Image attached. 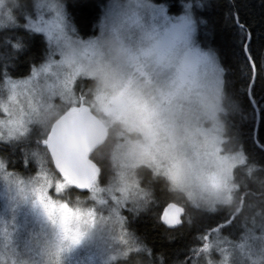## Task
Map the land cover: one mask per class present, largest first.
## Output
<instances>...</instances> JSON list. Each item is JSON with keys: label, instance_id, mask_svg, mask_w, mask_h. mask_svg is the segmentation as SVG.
<instances>
[{"label": "snow or ice", "instance_id": "6c2138e0", "mask_svg": "<svg viewBox=\"0 0 264 264\" xmlns=\"http://www.w3.org/2000/svg\"><path fill=\"white\" fill-rule=\"evenodd\" d=\"M35 8L38 12L47 9L48 15L55 14L56 17L52 23L46 18L37 20L29 16L22 25L30 35H46L49 47L42 58L44 63L30 68V75L24 79L13 78L7 71V63H0V86L4 89L0 93V149L10 150L0 158V179L6 182L10 191L20 192L22 187L33 190L31 204L41 210L43 223L38 234L28 236L24 247L13 244L14 223L0 226V264H20L21 258L28 255L33 257L32 264H40L45 258L48 264H64L65 256L85 240H95L101 246L105 230L108 238L118 245L124 264L129 261L138 264L141 255L151 256L152 253L126 232L123 210L137 213L146 205L154 206L157 223L166 230H173L186 222V209L171 195L162 199L149 191L156 183L154 179L149 184L141 180L139 187L134 183L123 184L119 189L121 195H112L113 203L108 205L107 216L98 215L96 207L83 208L79 200L73 203L63 199L65 193H73L104 206V190L91 182L92 176L97 174L91 163L92 155L109 144L110 139L114 157L124 148L119 139L112 136L111 116H98L93 111L89 93L78 77L96 74L105 58V37L111 39L127 64L125 70L113 72L119 102L137 109L153 136L162 133L171 136L175 124L170 114L182 109L181 99L204 88L219 92L224 83L223 69L214 56L190 45V16L179 17L175 23H170L164 9L150 0H128L126 5L111 6L99 22V36L94 34V39L87 40L81 39L75 28L66 30L61 0H36ZM145 11L152 14L153 22L145 21ZM157 16H163L167 26L155 23ZM234 23L242 35L241 76L245 82L241 91L247 95L257 83L264 89V61L257 66L251 57L250 33L240 23L238 14ZM96 27L93 25L94 30ZM53 30L57 33L54 45ZM5 42L14 51L23 48L19 37ZM57 97L60 103H57ZM250 115L255 121L258 115L255 108ZM119 135L122 136L123 131ZM229 139L230 147L224 145L220 135L213 136L204 145L191 144L190 158L173 151V163L167 172L177 187H185V176L202 180L209 169L212 170L210 202L221 200L231 205L232 197L228 193L235 187L233 179L246 174L249 181L243 183L237 195V206L219 212V219L199 234L201 243L191 249L183 264H200L203 257L213 259L217 253L228 260L237 256L240 264H264V221L257 225L255 217L246 215V209L255 206L252 199L256 195L254 183L259 184L262 190L259 194L264 195V164L260 165L257 177L256 162L238 135ZM253 143L264 152V143L255 137ZM22 144H34L37 151H43L47 156L49 165L42 176L29 175L25 181L15 171H9L15 166L16 159L33 167L28 151L22 150L19 157L14 155ZM34 155L36 152L32 153ZM69 177L77 183H67ZM83 183H89V187L81 188ZM57 185H63L60 191H56ZM45 186L50 199L40 194ZM53 192H56L55 197H52ZM22 198L27 201V196ZM129 200L133 201L132 208L126 207ZM161 207L162 212L159 211ZM229 228L241 230L239 243L224 235Z\"/></svg>", "mask_w": 264, "mask_h": 264}, {"label": "trees", "instance_id": "16d2710c", "mask_svg": "<svg viewBox=\"0 0 264 264\" xmlns=\"http://www.w3.org/2000/svg\"><path fill=\"white\" fill-rule=\"evenodd\" d=\"M11 1L15 5L11 13L12 24L8 26L10 21H5L6 25H0V28H3L0 30V63L6 62L9 74L15 79H21L30 74V68L38 66L43 61L47 44L41 34L30 35L28 30L22 26L26 23V17L35 15L36 0ZM107 2L108 0H61L71 22L78 28L79 33L77 34L83 39L95 34L93 25L99 19L101 6ZM153 4L163 7L170 16H179L181 12L194 13L199 26L198 41L202 47L213 49L217 53L220 64L229 70L226 76V88L234 95L241 110L228 118V124L230 129L238 135L246 151L254 158L256 176L259 177L260 165L264 164V152L253 143V138L264 143V89L257 83L247 95L241 91L245 82L241 76L244 53L241 48L242 35L234 21L238 14L240 23L245 25L250 33L248 48L251 57L259 66L261 61H264V0H202V2L196 0V4L187 10L182 7L181 0H153ZM190 4L191 0H189ZM17 24L20 26H16ZM18 37L21 39L23 48L14 51L5 41H15ZM91 86L94 87L92 81H90ZM2 90L0 86V93ZM250 100L251 105H249ZM252 108H255L258 113L255 121L250 115ZM246 116L247 119H245ZM115 128L118 130L117 126ZM115 134L112 133V136L118 138ZM111 144L110 139L109 144L101 147L92 155V161L97 166L98 180L104 186L111 184L115 175L116 167ZM20 147L24 145H19L18 148ZM2 150L0 149V158L4 157ZM4 150L7 151V148ZM9 170L16 171L12 167ZM136 176L139 183L143 180L145 184H149L152 179L149 168L144 166L138 167ZM144 176L146 178H143ZM154 187L156 196L166 198L168 194L162 190L159 183H155ZM253 188L258 197L259 184L254 183ZM63 199L72 202L79 200L83 203L89 200V198L77 197L73 193H65ZM159 211L162 212V207ZM190 211L192 216L189 215L181 227L166 230L157 223L153 208H148L138 217L126 220V232L138 243L150 248L154 262L157 258L156 264H183L190 255L191 249L201 243L198 239L199 234L215 223L220 215L219 213L208 215L194 210ZM233 230L235 229L229 228L224 234L230 236ZM159 257H162V260H159ZM140 258H143V255Z\"/></svg>", "mask_w": 264, "mask_h": 264}, {"label": "rangeland", "instance_id": "374dc122", "mask_svg": "<svg viewBox=\"0 0 264 264\" xmlns=\"http://www.w3.org/2000/svg\"><path fill=\"white\" fill-rule=\"evenodd\" d=\"M63 5V4H62ZM163 8V7H162ZM15 5L11 0H0V25L4 24L5 21H10L8 26L12 24V15ZM164 9V8H163ZM63 15L64 22L66 25V30L75 28L78 32V28L71 22L66 9L63 5ZM168 18H171L168 13H164ZM185 16H189L185 14ZM37 20L46 18L49 22H55V14L48 15V10L45 9L42 12L35 11ZM179 18V17H178ZM144 19L146 22H153L152 14L148 11L144 12ZM155 23L167 26L164 22L163 16H157ZM176 22V21H168ZM41 34L49 47V41L44 33ZM57 33L53 30V41L55 44V37ZM78 35V34H77ZM79 36V35H78ZM81 38V37H80ZM83 39V38H81ZM44 61H42L38 66L40 67ZM71 71V69H69ZM30 75V74H29ZM26 78V77H25ZM24 79V78H21ZM80 81L83 82L85 91L89 93L90 105L95 109L99 116L109 117L111 116L113 120L112 133L119 138V142L124 145V148L114 157L115 164V175L114 180L109 185H101L98 177H94L91 182H94L99 188L104 190V196L106 197V202L104 206L95 203L91 198H89L87 203L80 202L81 206L85 209L90 207H96L98 210V215L103 214L108 215V205L113 203L112 195L119 197L121 195L119 189L125 184H135L139 187V181L136 176V170L140 166L147 167L149 169L156 166L159 158L173 153V151H178L183 146L191 145L195 143V138L203 135L202 131L196 127V124L191 122L187 117L192 104V96L182 98L180 103L183 107L170 114V119L175 124L174 135L160 134L159 136H153L151 134L148 123L145 121L142 114L135 108L122 104L118 100V93L116 90V77L114 73L105 75L102 78H98L95 75H81L78 77ZM90 81L94 83V87H90ZM90 87V88H89ZM4 89L2 90V92ZM57 103H60L59 97H57ZM115 126L118 127L116 130ZM119 131V132H118ZM123 131V135L120 136L119 133ZM22 150L28 151L32 158V168L25 165L22 160L16 159L15 166L12 167L16 169V173L21 177L22 180L27 181L30 173L33 172V168H36L35 173L31 174L32 177L42 176L43 170H46L49 165V160L43 151H37L34 144L24 145L20 147L14 155L19 157L22 154ZM10 152L9 149L5 151L4 149L1 153L6 156ZM36 152V155L32 156V153ZM13 157V158H15ZM13 171V170H9ZM143 178H146L144 176ZM67 183H74L70 179ZM39 187V186H37ZM63 185H57L56 191H60ZM89 187V184L84 187L85 189ZM40 194L48 197V188L45 186L42 188ZM34 192L31 188L23 190L20 192L10 191L6 182L0 179V226L5 224H15L13 229V244L14 246H25V242L30 234H38L41 231V225L43 223V216L39 207H33L31 200L33 198ZM27 196V201L22 197ZM56 196V192L52 193V197ZM74 201L73 203H76ZM127 208L133 207V201L129 200L127 202ZM154 206L146 205L141 208L139 212L132 213L123 210V214L126 220L129 218L138 217L141 212L147 210L148 208H153ZM257 225L259 217L256 219ZM229 240L233 242H240L241 231L237 229L232 231V236H228ZM236 235L238 238L233 237ZM131 237V235L129 234ZM115 243L114 241H112ZM116 244V243H115ZM218 255V253H217ZM239 258V257H238ZM200 263L202 264L201 260ZM64 264H103V253L101 246L95 240H85L78 248H76L71 254L66 255L64 258Z\"/></svg>", "mask_w": 264, "mask_h": 264}, {"label": "clouds", "instance_id": "9594fccd", "mask_svg": "<svg viewBox=\"0 0 264 264\" xmlns=\"http://www.w3.org/2000/svg\"><path fill=\"white\" fill-rule=\"evenodd\" d=\"M153 3V0H150ZM202 2V0H200ZM128 0H108V2L101 6V14L99 19L94 25H97L95 34L99 36L100 29L98 27L99 22L104 18L105 14L108 12L109 8L113 5H126ZM196 4V0H191L189 5V0H181V5L184 9H188ZM188 5V7H186ZM191 17L192 23V33L190 37V45L192 47L199 48L202 52L214 56L216 62L223 69L224 83L221 85L219 92L211 89L204 88L194 93L192 96V104L190 111L188 113V119L196 124V127L200 129L203 133L202 136L195 138L196 144L204 145L211 140L215 135H220L224 145L226 147L231 146L230 137L235 135L228 124V118L239 112L238 101L234 95L229 92L226 88V76L228 74V69L220 64L217 53L211 48H204L197 39L199 26L197 24L196 17L194 13H188ZM185 16V12H181L179 17ZM168 17V16H167ZM165 22V21H164ZM175 23V22H171ZM94 39L95 36H90L87 39ZM103 47L105 51V58L101 61L99 68L95 74L96 77L102 78L105 75L111 74L114 71L125 70L127 68L126 61L124 57L116 51V46L114 42L105 37L103 42ZM177 155L185 158H190L192 152L190 145H185L180 148L177 152ZM173 153L163 156L158 159L155 167L149 169L151 173V178L161 185L163 191L168 195H171L182 202L183 207L186 209L187 217L192 216L190 210L197 211L199 213L214 215L218 214L222 209L230 210L236 205L237 195L242 189L243 183H249L247 180L246 174L241 178H234L232 183L235 187L228 193L232 197V203L226 204L221 200H216L214 203L210 202L209 196L212 189V180L210 178L211 169L209 173L202 179H190L185 176V187L180 188L174 185L173 177L169 176L167 169L171 167ZM207 185L205 187L204 185ZM151 191L155 195L156 188H151ZM262 191L259 189V192ZM255 201V206L246 209V215L251 217L259 216L258 225L264 221V195L259 194L252 197ZM101 249L103 253V264H124V261L120 259V253L118 251V245L112 242L108 238L107 230H105V240L101 244ZM150 249V248H148ZM39 260V258H37ZM33 257L28 255L24 256L20 260V264H32ZM159 260H162V257H159ZM157 258L154 262L152 255L149 256L147 253L143 254V258H140L138 264H156ZM202 264H240V260L237 256H234L232 259L228 260L222 258L219 254L215 258L209 259L208 257H203L201 259ZM40 264H48L47 259L45 258Z\"/></svg>", "mask_w": 264, "mask_h": 264}, {"label": "water", "instance_id": "95a60500", "mask_svg": "<svg viewBox=\"0 0 264 264\" xmlns=\"http://www.w3.org/2000/svg\"><path fill=\"white\" fill-rule=\"evenodd\" d=\"M91 163L95 165L96 167V170H97V166L96 164L91 160ZM96 175V174H95ZM95 175L92 176V179L95 177ZM68 179H70L71 181H73L74 183H77V180L73 179L72 177H69ZM92 181V180H91ZM89 183H83V184H80V187L83 188L85 187L86 185H88Z\"/></svg>", "mask_w": 264, "mask_h": 264}, {"label": "flooded vegetation", "instance_id": "af4514ba", "mask_svg": "<svg viewBox=\"0 0 264 264\" xmlns=\"http://www.w3.org/2000/svg\"><path fill=\"white\" fill-rule=\"evenodd\" d=\"M157 7H158V6H157ZM164 12L166 13V10H165V9H164ZM165 16H167V15H165ZM179 16H180V15H179ZM179 16H170L171 18H169V21H177ZM93 111L96 112L94 108H93ZM97 114H98V113H97ZM98 116H99V115H98Z\"/></svg>", "mask_w": 264, "mask_h": 264}]
</instances>
